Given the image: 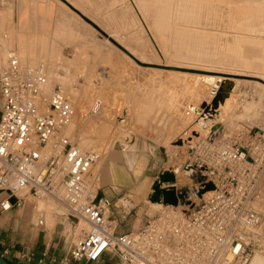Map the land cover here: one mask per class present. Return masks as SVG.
I'll use <instances>...</instances> for the list:
<instances>
[{"label": "rangeland", "instance_id": "obj_1", "mask_svg": "<svg viewBox=\"0 0 264 264\" xmlns=\"http://www.w3.org/2000/svg\"><path fill=\"white\" fill-rule=\"evenodd\" d=\"M125 1L128 14L120 19L118 13L115 21H110L108 17L94 13L81 15L61 0L69 7V10L65 9L77 19L78 28L85 34L82 37L71 32L72 38L80 41L82 47L78 49V55H74V46L79 43H74L61 47L64 57L57 54L43 57L35 54L34 42L21 37L15 16L20 12L19 3L16 0H0V71L5 64V53L16 50L22 56L34 59L33 68L39 63L44 65L46 90L55 86V72L59 64L71 71L74 77L71 82L81 85L77 92L70 89L74 99L76 96L81 98L80 111L88 101H101L99 113L102 107H106V101L110 103L111 112L106 121L100 122L99 116L90 112L86 127L80 130L75 127L74 135L78 142L92 139L91 150L105 158L101 173L113 154L118 169L110 177L115 176L121 182L122 177L130 176L133 187L138 188L142 180L151 175L148 185L138 196H130L129 188H125L113 199L127 198L134 207L130 215L119 223L120 227L126 225L130 229L135 218L141 217L140 229L147 221L158 217V211L162 210L151 206L152 211L148 215L146 201H160L163 206L172 208L181 207L182 212L187 214L202 203V195L214 190L213 184L202 177L194 164L202 139H207L210 144L226 139L230 143L238 141L244 146L255 137L256 125H249L244 119L253 118L264 103V87L255 86V82L260 81L235 76L240 80L235 86L232 82L215 79L221 75L205 71L264 80V48L259 49L264 46V0ZM88 38H92L90 45L86 43L84 49ZM225 83L235 86L227 109L223 108L221 116L216 117L210 133L195 135L199 130L192 127L193 120L188 124L187 110L188 105L196 103L193 95L199 91L203 94L201 101L212 104V110L207 108L205 112L199 106L201 117L213 116L218 109L219 89ZM78 115L76 121L80 125ZM96 121L100 122L98 126ZM92 122L97 128H93ZM234 124L241 128L233 131ZM147 155L150 159L146 167L145 162L128 167L125 157L139 159ZM172 168L179 169V177L176 175L175 186H168L175 182ZM190 170L194 172L188 175ZM134 176H138L135 178L137 182ZM184 178L185 183H182L180 180ZM97 179L98 189L102 188L101 183H107L109 177L98 175ZM165 190H173L170 204H164L160 199L161 192ZM105 191L102 189L100 193ZM174 195L176 205H173ZM179 195L183 198H178ZM30 202L31 207H35V198ZM24 208L22 204L12 210L19 214ZM28 209L34 218L32 209ZM120 214L123 215L121 211ZM58 220L62 222H57L52 230H44L40 225L30 229L47 236V239L51 237L62 258L70 248L72 227L62 218ZM251 240L250 250L264 253V226L255 231ZM112 264L119 262L114 259Z\"/></svg>", "mask_w": 264, "mask_h": 264}, {"label": "built area", "instance_id": "obj_2", "mask_svg": "<svg viewBox=\"0 0 264 264\" xmlns=\"http://www.w3.org/2000/svg\"><path fill=\"white\" fill-rule=\"evenodd\" d=\"M46 84L40 68L22 66L14 52L8 54L0 71L1 212L20 207L22 193L59 192L69 217L86 228L60 264H250L252 232L264 216V120L244 146L201 141L194 164L214 190L197 208L163 213L140 229L117 233L109 210L127 217L134 207L126 198H99L92 176L99 156L64 134L75 109L62 87L46 94ZM33 257L20 254L27 262Z\"/></svg>", "mask_w": 264, "mask_h": 264}, {"label": "crops", "instance_id": "obj_3", "mask_svg": "<svg viewBox=\"0 0 264 264\" xmlns=\"http://www.w3.org/2000/svg\"><path fill=\"white\" fill-rule=\"evenodd\" d=\"M63 1L81 15L86 16L85 13H94V15L108 17L110 21H115V16L118 13V17L123 19L129 12L125 0ZM16 2L19 3L20 8L19 14L15 15L16 24L19 26L21 37H26L29 39V42L32 41L35 43V54L43 57L57 54L64 57L61 48L63 45L79 43V45L74 46L76 49L74 55H78V49L82 47V43L72 38L71 32L76 36L79 35L82 37L85 34L78 28L77 19L66 10H69L67 5L63 4L61 0H16ZM133 7L136 14L139 15L137 8L135 6ZM91 39L92 38H88L85 41L84 49L86 48V43L90 45ZM263 48L264 46L261 45L259 49L263 50ZM262 61L264 62V57ZM82 127L83 126L80 125L77 126L79 130ZM162 154L165 155L164 149H162ZM113 156L114 155L111 154V157L106 161L102 173L101 171L104 163H101L97 168L99 176L109 177L107 183L105 182L106 184H104V182L101 183L102 188H96L99 198H106L115 203L116 201L113 200L114 197L120 195L122 189L125 188H129L128 192L130 196H138V193L143 190V187L146 188L148 185V180L151 175L144 178L141 183L142 185L138 188L133 187V181L130 176L122 177L123 180L120 182L115 176L110 177L112 172H115L117 168L116 163L113 161ZM164 157L166 159V156ZM125 159L129 168L130 166L135 167L138 162H145L146 167L149 164L150 156H141L139 159H136L135 156H127ZM165 161L167 162V159ZM135 178H138V176H134V179ZM135 182H137L136 179ZM102 189H106L103 194L100 193ZM146 203L149 205L148 215H150L149 213L152 211V208L149 201H146ZM119 210L120 209L116 207H112L109 210L110 222L116 226L117 233H127L140 227L141 217L135 218L133 226L130 229H127L126 225L120 227L119 223H121L126 216H121V210ZM30 213L31 211L28 208L27 210H25V208L22 209L19 214L15 212V210L9 212L0 211V255L7 262L12 264H60L62 258L56 250V245L52 243V238L50 237L47 239V236L44 237L40 233H34L33 229H30L32 226V215ZM111 217H114V219L111 220ZM59 221L62 222L58 219L51 220L48 223L47 229L44 230H52ZM25 251L32 252L34 255V258L30 262H26L20 258V254L25 253Z\"/></svg>", "mask_w": 264, "mask_h": 264}, {"label": "bare ground", "instance_id": "obj_4", "mask_svg": "<svg viewBox=\"0 0 264 264\" xmlns=\"http://www.w3.org/2000/svg\"><path fill=\"white\" fill-rule=\"evenodd\" d=\"M11 52H14L15 53V55L17 56V58H18V60H19V62H20V64L22 66H27L29 68H33L31 66V64L34 63L33 62L34 59L30 58L28 55L27 56H22V54H19V52L16 51V50L7 51L5 53V63H6V59H7L8 54L11 53ZM4 66H5V64H4ZM35 68H40L42 70L43 74L45 75V68H44V65L43 64L39 63V65L38 66H35ZM205 72L213 73L215 75H221V76H216L215 79H222V80H224V82H232V83H234L235 86H236V82H240V80H237V79L234 78L235 76H243V77H247V78H254V79H257V80L260 81V82H255V86L260 85V86L264 87V80L259 79V78H256V77L244 76V75H231V74H225V73H220V72H211V71H205ZM73 78L74 77L72 76L71 71H69L66 67H64L61 64L58 65V67L56 68V72H55V80H56V84L55 85H59L60 87H62V89L65 91L66 96L68 97L69 101L71 102L72 106L75 109V116L73 118V121L64 130V134L66 136L72 137L76 141L77 146H78V148L81 151H85V150L90 151L91 150V147L90 146L92 145V141H91L92 139L91 140H85V141L82 140L81 142H78L77 136L74 135L75 127L79 126L78 120L76 121V117L78 115V110H79V107L78 106L82 102H81V98L80 97L76 96L75 99L72 97L71 90L72 89H75L76 92H77V90L80 89V87H81V85H79L78 83L73 84L71 82V80ZM242 80H244V79H242ZM235 86L232 87L231 86V83L230 84L229 83H225L223 85V87H221L219 89L220 90L219 91L220 99L218 100V109H216L214 111V115L213 116L204 115V117H201L202 116V113H201L202 111L199 112V106L201 105L202 106V109H204L203 112H205L207 110V108H210L209 111L212 110V104L211 103H208V102H206V104H204L205 102L201 101V97H203V94L200 93L199 91L196 94L193 95V97L196 100V103H192V104L188 105L187 110H188V116H189L188 117V120H189V123L188 124H190V122L193 120V123H191L193 125L192 127H195L196 130H199L198 133H196L195 135H198L199 136L201 133H210L211 129L213 128V125H214L213 123L215 122L216 117L221 114V112H222L221 110L223 108H226L227 109L228 104L231 101L230 100L231 98H229V97L233 93V90H234ZM200 89H202V88H200ZM51 90H46L45 89L44 91H45L46 94H48V93H50ZM203 104H204V106H203ZM101 105H102V103H101L100 100H94V101H91V103H89V101H88L86 105H83L84 107H82V105H81L82 108H81V111L79 110L80 112H79V115H78L79 116V121H81L80 126H85L86 125V122L90 119V116H89V113L90 112H91L92 115L99 116V121L100 122H101V120H107L108 117H109V113L111 112V105H110V103H108V101H106V103H105L106 107L105 108L102 107L103 109L99 113V110L101 108L100 107ZM263 120H264V103L261 104V106L258 108L257 114L253 118H251V119L250 118H247V119L245 118L244 119V121L248 122L249 125H256L258 127L263 122ZM96 122H97L96 123V126H98L100 123L98 121H96ZM92 126H93V128L96 127L95 126V122L92 124ZM232 128L231 129L233 131L234 130L235 131H238L241 127H238L237 128V125L234 124L232 126ZM76 129L78 130V128H76ZM231 129H229V130H231ZM194 137L195 136H193V138ZM201 141H204V139H202ZM79 143H80V145H79ZM220 143H225V144L227 143V144H229L226 139L223 140V141H221ZM182 144H183V141H182ZM184 146H185V144H184ZM182 147L183 146H179L178 148H182ZM91 151L95 152L94 150H91ZM95 153H97V152H95ZM97 154L99 156V160L96 162V164H95V166L93 168L94 172L92 173V176H95V183H96L95 185L96 186L98 185L97 184V180H98L97 179L98 178V169L97 168L105 160V158L100 153H97ZM178 170L176 168H172L171 169V172L175 175V182L172 183V185H168V186H175L176 179H177L176 178V175L179 173ZM187 172H188V175H191L194 171L193 170H190V171H187ZM184 177H185V175H184ZM180 181H183L182 183H185V178L183 180H180ZM163 187H167V184H163ZM44 193H45L44 190H40L37 193L38 196L37 195H34V194H30V193L29 194L22 193L20 195V197L24 200L23 205H25V208L26 207L27 208L30 207L32 209V212L34 213V216H35L34 218L35 219L32 218L31 225L33 227L35 226L36 228L38 227V225H40V227H42L43 229H47L48 223L51 220L61 219V218L65 222H68V220H72V223H74L75 227H74V230L72 231L71 240L74 241L75 239H77L79 237L80 231L83 230V229H86L85 228V225L83 224V222L80 219H77V218L75 219V218L69 217V215H68V209L63 204V202H62V200L60 198V193L59 192L52 191L49 194H44ZM211 193H212V191H208V193L204 194L205 196L202 195L203 196L202 197V200H205L207 197H209L211 195ZM32 198H35V200H36L35 207H31L30 200ZM149 202H150L151 206L156 207V208L159 207V208L162 209V210L158 211L160 214H163V213L164 214L169 213V214H172V215L174 213H176L178 215L182 214L181 207L172 208V207H169V206H163L160 201H149ZM261 211H262V213L264 215V203L261 204ZM68 223L70 224L71 222H68ZM263 224H264V216H263V218H262L259 226L256 229H254L252 233L254 234L255 231H257L258 229H261L262 226H264ZM70 226H71V224H70ZM133 230H137V229H133ZM262 243L264 245V241ZM250 264H264V253L263 252H255L253 254L252 258H251Z\"/></svg>", "mask_w": 264, "mask_h": 264}, {"label": "water", "instance_id": "obj_5", "mask_svg": "<svg viewBox=\"0 0 264 264\" xmlns=\"http://www.w3.org/2000/svg\"><path fill=\"white\" fill-rule=\"evenodd\" d=\"M163 155V154H162ZM163 157H164V155H163ZM164 160H165V157H164ZM207 191V190H206ZM172 192H173V190H165V191H162L161 192V194H160V199L162 200V202L164 203V204H170V202H171V200H172V198H171V195H172ZM174 197H175V195H174ZM178 198H183L181 195H179V197ZM10 203H14V199L13 198H11L10 199ZM176 197H175V201H174V203H173V205H176ZM0 264H12V263H9V262H7L1 255H0Z\"/></svg>", "mask_w": 264, "mask_h": 264}]
</instances>
